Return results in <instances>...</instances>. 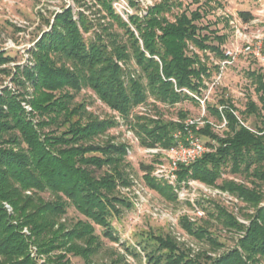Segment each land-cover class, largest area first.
I'll return each instance as SVG.
<instances>
[{
  "label": "trees",
  "instance_id": "16d2710c",
  "mask_svg": "<svg viewBox=\"0 0 264 264\" xmlns=\"http://www.w3.org/2000/svg\"><path fill=\"white\" fill-rule=\"evenodd\" d=\"M94 1L106 12L105 17L123 30L125 43L116 40L118 35L106 33L104 25L85 39L83 34L89 32L91 23L82 11L74 20L71 10L65 9L55 15L51 28L28 50L30 58L25 65H15L12 71L0 69L20 88L0 90V264H72L69 255L89 261L101 247L94 226L103 228L111 241H118L110 218L119 214L121 207L131 206L119 189L130 188L136 179L126 171L127 145L99 140L118 123L111 118L100 120L86 110L85 102L73 103L84 89L91 90L129 126L143 149H168L184 143L188 130L197 137L210 138L215 144L213 152L205 153L192 165H179L178 180H198L219 188L252 211L240 210L248 225L217 204L208 212L224 229L241 234L232 249L213 258L205 254L191 258L174 238L148 234L145 244L139 243L147 264H199L201 258L209 264H261L264 75L250 74L257 103L248 99L246 109L240 112L242 121L254 116L259 122L253 131L239 125L236 109L228 99L218 101L220 112L218 107L206 105L217 121L226 119L228 132L223 138L211 132L209 124L185 128L181 124L187 116L184 112H179L178 122L139 115L136 108L150 104L173 107L189 101L198 106L199 102L183 89L200 94L198 88H205L203 78L211 74L189 47L208 50L225 60L220 50L225 36L201 35L206 27L196 24L201 18L196 11H183L170 22L166 15L173 16L171 10L176 5L167 0L149 7L143 19L132 17L133 32L113 14L108 0ZM240 17L243 22L252 19L249 13H240ZM261 52L264 56V41ZM10 61L0 55V66ZM52 126L55 130L45 131ZM175 131L180 133L178 140L172 135ZM152 170V164L139 165L147 188L176 201L171 186L152 177ZM226 172L250 180L251 187L223 179ZM46 192L51 199L40 196ZM70 205L86 220L72 225L62 221ZM180 222L197 241L207 242L214 251L222 247L207 226H196L185 217ZM31 247L36 248L34 256ZM123 260L116 258L109 264H127Z\"/></svg>",
  "mask_w": 264,
  "mask_h": 264
},
{
  "label": "rangeland",
  "instance_id": "374dc122",
  "mask_svg": "<svg viewBox=\"0 0 264 264\" xmlns=\"http://www.w3.org/2000/svg\"><path fill=\"white\" fill-rule=\"evenodd\" d=\"M108 1L113 14L135 32L131 18L136 16L139 19H143L149 7L161 3L163 0ZM167 1L176 5L171 10L173 16L166 15V18L170 22L174 21L173 17L175 15L183 11H186L187 14L195 11L198 12L201 18L196 24L200 27H206L205 30H202L201 35H207L210 38L224 35L225 42L220 46V50L223 52L230 51L233 60L230 61L231 64L223 67V60L219 59L213 52H209L208 50L199 51L195 47L190 46L189 52L196 53L202 62H205L211 74L209 78L200 76L201 79L203 78L205 87L198 88L200 94L183 89V92L191 98L196 99L199 105L197 106L189 101L181 102L173 107H163L157 104L150 106V104L149 106L137 107L135 111L139 115H146L151 119H161L166 122L180 121L178 117L179 112H184L187 116L186 119L181 121V124L185 128L192 126L203 128L206 124H209L211 132L223 138L225 132H228L226 119L222 117L221 121H217L206 109V105L218 107L220 112L222 107H219L218 101L220 99H228L236 109L234 115L239 125L253 131V127L257 124L259 125V122L256 121L254 116H250L245 121H242L240 112L246 109L248 99L257 103V96L254 92L255 86L250 74L254 71L264 75V61H259L252 55L245 54L243 47L246 45L247 38L251 37L252 39L254 33L263 31L260 11H264V0ZM65 9L71 10L74 20H77L78 11H82L85 14L91 23L89 32L83 34L85 39L92 37L94 32H100V25H104L107 28L106 33L112 36L118 35L116 40L125 43L126 36L123 30L111 21V18L105 17L106 12L102 11L101 7L94 0H0V55L11 59L8 64L1 65L0 69L12 71L15 65H25L30 58L28 50L33 48L42 33L51 28L55 15ZM240 13H249L253 20L256 19L255 22L248 25L246 39L238 37L234 32V26L241 29L247 28L246 25L240 23L242 22ZM213 44L217 45L216 40L213 41ZM216 65L218 69H213ZM11 77V75L0 73V90L7 88L11 91H20V88L11 80ZM193 82L198 83L196 80ZM81 102H85L87 105L86 110L100 120L111 118L118 123L107 130L99 140L100 142L110 140L114 144L127 145L125 162L129 164V167L126 168V171L129 172L130 177H134L138 181V185L135 186V189L132 187L128 188V190L119 189L120 196L129 201L131 206L129 208L121 207L119 214H113L110 218L113 234L118 238V241H111L104 236L103 228L94 226V234L98 236L99 243L101 244L100 249L89 261L69 255L68 258L72 264H109L112 260L120 257H123L125 260L123 261L127 264H147L140 244H145L148 234L168 235L174 238L191 258L194 256L200 257L201 254L213 258L234 247L241 234L224 229L208 215V212H211L217 204L225 208L238 222L248 225V222L244 220L240 211L244 207V204L231 195L222 194L224 191L219 188L208 186L198 180L192 179L179 181L177 177L174 180L175 185H170L173 193L176 195V201L174 202L168 201L156 192L148 189L142 179L143 173L139 172V165L140 163L152 164L154 169L157 163L164 162L165 157L162 156V153L153 155L144 152L143 148L139 147L129 126L123 123L115 112L102 104L91 90H81L75 96L73 103L78 104ZM47 130H55V127L52 126L45 131ZM178 133V131L173 132V137L175 138ZM193 137H197V135H193ZM199 138L205 145V153L213 152L214 142L204 135L199 136ZM96 173L100 174L101 171H97ZM226 173L222 175L223 179L233 180L236 183H243L251 187L250 180L228 174V172ZM161 181L165 182V179L162 178ZM182 181L190 182L191 184H189L192 187L187 185L188 190L180 191L179 183ZM217 184H220V181H217ZM262 192L264 193V187L262 188ZM26 194H30V192ZM40 196L44 200L51 199V196L47 192L40 194ZM193 205L204 213L201 218L194 216ZM5 207L11 212L8 205H5ZM243 210L244 213H252L251 210L245 208ZM182 217L187 218L189 222L192 219L196 226H207L212 237L222 247L214 251L207 242L197 241L181 227L180 219ZM63 220L67 225H72L78 220L84 221L86 219L70 205L67 207ZM22 232H24V229ZM30 250L31 253H36L35 247H31ZM199 264L209 263L201 258ZM261 264H264V261Z\"/></svg>",
  "mask_w": 264,
  "mask_h": 264
},
{
  "label": "built area",
  "instance_id": "2783aa9c",
  "mask_svg": "<svg viewBox=\"0 0 264 264\" xmlns=\"http://www.w3.org/2000/svg\"><path fill=\"white\" fill-rule=\"evenodd\" d=\"M260 15H261V23L263 26V31L254 33L252 39L251 37L249 39L247 38L246 45H244L243 49H244L245 54L252 55L255 59L259 61H264V56L262 55V52H261L262 44L264 41V11L263 10L260 11ZM255 20L251 19L248 22H243V21L240 22L243 25H246L247 28L245 29H241V28L234 26L235 34H237L238 37L240 36L241 38L246 39L247 37L246 31L248 30V25H250L252 22H255ZM223 53L225 55V60H223L222 66L226 67V65L231 64L230 61L233 60V56L230 51L223 52ZM24 108L27 111H30V108L28 105H24ZM190 121L193 123L192 120ZM191 122L190 124H192ZM179 137H180V133H178L175 138L178 140ZM205 149H206L205 145L200 140V138L193 137V134H191L190 131L188 130L187 138H185L184 143L178 142L175 146L170 147L168 149L156 147V148H144L143 151L153 154V155L162 153V156L165 157L164 162L162 161V162L157 163V166L152 170L151 176L160 181L163 178L165 179V182L167 184L174 186L175 185L174 180L177 179L176 172L178 170L179 165L187 166L191 164L192 162L197 161L200 158V156H202L205 153ZM189 183L190 182L187 183V181H182L181 183H179L180 191L188 190L189 188L187 187V185L192 187L190 185L191 183L190 184ZM137 185H138V181L134 180L133 185L131 187L135 189L136 188L135 186ZM126 190H128V188ZM222 194L229 195L226 192ZM193 214L196 218H201L204 213L200 209H198L195 205H193ZM190 221L194 223L192 219H190ZM24 232L26 233L27 230L24 229ZM32 256H34L33 253H32Z\"/></svg>",
  "mask_w": 264,
  "mask_h": 264
}]
</instances>
